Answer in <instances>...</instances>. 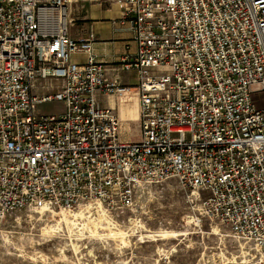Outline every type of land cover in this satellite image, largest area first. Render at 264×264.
I'll use <instances>...</instances> for the list:
<instances>
[{
    "label": "built area",
    "instance_id": "2783aa9c",
    "mask_svg": "<svg viewBox=\"0 0 264 264\" xmlns=\"http://www.w3.org/2000/svg\"><path fill=\"white\" fill-rule=\"evenodd\" d=\"M71 1L0 0V224L83 204L118 215L173 179L250 246L239 264H264V0L115 1L136 45L120 69L137 78V142L96 104L134 87L105 78L93 33L68 37ZM49 102L63 111L38 113Z\"/></svg>",
    "mask_w": 264,
    "mask_h": 264
},
{
    "label": "rangeland",
    "instance_id": "374dc122",
    "mask_svg": "<svg viewBox=\"0 0 264 264\" xmlns=\"http://www.w3.org/2000/svg\"><path fill=\"white\" fill-rule=\"evenodd\" d=\"M37 111L57 115L63 104L44 103ZM140 136L139 124L122 123L121 140ZM195 196L172 179L140 189L118 215L90 204L70 214L14 212L0 224V264H239L253 254L203 215ZM164 232L169 236H158Z\"/></svg>",
    "mask_w": 264,
    "mask_h": 264
},
{
    "label": "crops",
    "instance_id": "0c3cea01",
    "mask_svg": "<svg viewBox=\"0 0 264 264\" xmlns=\"http://www.w3.org/2000/svg\"><path fill=\"white\" fill-rule=\"evenodd\" d=\"M115 1L72 0L66 8L67 35L77 40L86 38L89 32L93 33V54L96 61L104 67L105 78L108 81H116L119 85L134 87L137 84L135 73L122 71L120 61L133 57L136 45L132 40L129 25L122 18L121 8ZM72 59L82 62L85 55H75ZM50 83L60 84L54 80ZM95 101L98 107L115 112L120 128L122 123L139 124V101L135 87L122 96L96 93Z\"/></svg>",
    "mask_w": 264,
    "mask_h": 264
},
{
    "label": "bare ground",
    "instance_id": "6f19581e",
    "mask_svg": "<svg viewBox=\"0 0 264 264\" xmlns=\"http://www.w3.org/2000/svg\"><path fill=\"white\" fill-rule=\"evenodd\" d=\"M63 215H64V214H63ZM65 217H66V216H64L63 221L65 222V224L67 223L66 225H68V222H67V220L65 219ZM72 225H73V224H72ZM72 225H71V226H72ZM74 225H75V224H74ZM72 227H73V226H72ZM157 235H158V234H156V235L152 234V235H148V237H153V236H157ZM158 236H163V237H164V236H169V235H168L167 233L164 232V233H161V235H158Z\"/></svg>",
    "mask_w": 264,
    "mask_h": 264
}]
</instances>
